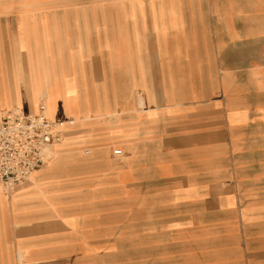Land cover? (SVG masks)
I'll use <instances>...</instances> for the list:
<instances>
[{
	"label": "crops",
	"instance_id": "obj_1",
	"mask_svg": "<svg viewBox=\"0 0 264 264\" xmlns=\"http://www.w3.org/2000/svg\"><path fill=\"white\" fill-rule=\"evenodd\" d=\"M41 104L15 264H264V0H0V121Z\"/></svg>",
	"mask_w": 264,
	"mask_h": 264
},
{
	"label": "built area",
	"instance_id": "obj_2",
	"mask_svg": "<svg viewBox=\"0 0 264 264\" xmlns=\"http://www.w3.org/2000/svg\"><path fill=\"white\" fill-rule=\"evenodd\" d=\"M74 125V118L50 117L43 104L32 112L13 108L4 113L0 121V183L12 189L27 181ZM113 155L119 156L121 151L113 150Z\"/></svg>",
	"mask_w": 264,
	"mask_h": 264
},
{
	"label": "rangeland",
	"instance_id": "obj_3",
	"mask_svg": "<svg viewBox=\"0 0 264 264\" xmlns=\"http://www.w3.org/2000/svg\"><path fill=\"white\" fill-rule=\"evenodd\" d=\"M76 139L74 137H68L65 136L62 138L61 142L56 144L55 146H53V150L50 151V163L48 164V166H46L47 168L54 166V165H61V166H66L68 160L70 159H74L75 157H77L76 154L72 155L73 151L70 150H65V148L71 147L72 145L75 144ZM113 149H117V147H114ZM112 149V150H113ZM79 154V153H77ZM44 167V168H46ZM43 168V169H44ZM42 170V169H41ZM41 170H39L38 172H36L35 174L39 173ZM32 175L28 180H32L34 178V176L36 175ZM15 188L12 189H7L5 188V186H3L2 183H0V189L3 190L4 192V196H7L6 198L8 199L9 197L11 198V200L9 201L11 203V205H14L15 203V199H17L20 196H15ZM20 188V187H19ZM18 188V189H19ZM13 192V193H12ZM52 205V203L50 204ZM9 210H7V221H6V228L7 229V234L5 236V238H0V253L4 254L6 256V260L4 261L2 264H15L14 260L12 258V254H15V249H14V244H13V238H12V227H13V223L12 220L10 219V217H12L13 215V209L12 208H8ZM6 230V229H5ZM22 252H18V254H21Z\"/></svg>",
	"mask_w": 264,
	"mask_h": 264
},
{
	"label": "bare ground",
	"instance_id": "obj_4",
	"mask_svg": "<svg viewBox=\"0 0 264 264\" xmlns=\"http://www.w3.org/2000/svg\"><path fill=\"white\" fill-rule=\"evenodd\" d=\"M47 163H45L39 170H41V169H43V167H46V166H48V164L50 163V160L48 159V161H46ZM39 170H37V171H35L32 175H34L36 172H38ZM31 175V176H32ZM30 176V177H31Z\"/></svg>",
	"mask_w": 264,
	"mask_h": 264
}]
</instances>
